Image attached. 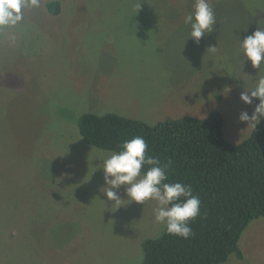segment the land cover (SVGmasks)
<instances>
[{
	"label": "rangeland",
	"instance_id": "374dc122",
	"mask_svg": "<svg viewBox=\"0 0 264 264\" xmlns=\"http://www.w3.org/2000/svg\"><path fill=\"white\" fill-rule=\"evenodd\" d=\"M49 1L0 28V264H141L143 242L165 232L156 203L112 208L97 158L113 151L86 143L80 118L220 111L227 141L247 139L239 117L259 100L240 96L258 70L240 39L264 28V0H211L216 25L199 43L184 22L193 0H59L57 15ZM240 248L221 264H264V216Z\"/></svg>",
	"mask_w": 264,
	"mask_h": 264
},
{
	"label": "trees",
	"instance_id": "16d2710c",
	"mask_svg": "<svg viewBox=\"0 0 264 264\" xmlns=\"http://www.w3.org/2000/svg\"><path fill=\"white\" fill-rule=\"evenodd\" d=\"M59 0L48 10L61 13ZM224 116H183L149 124L117 113H86L79 121L83 140L99 149L119 151L126 139L142 136L149 154L171 161L170 182L191 185L201 200L190 222L189 239L169 235L143 242L141 264H221L232 254L243 258L240 239L253 220L264 216V120L251 135L232 144L224 135Z\"/></svg>",
	"mask_w": 264,
	"mask_h": 264
},
{
	"label": "clouds",
	"instance_id": "9594fccd",
	"mask_svg": "<svg viewBox=\"0 0 264 264\" xmlns=\"http://www.w3.org/2000/svg\"><path fill=\"white\" fill-rule=\"evenodd\" d=\"M35 6H38V0H0V28L15 26L22 19V10ZM192 8L184 22L190 28L189 38L199 43L214 30L216 17L211 0H193ZM240 46L245 61H250L258 70L254 86L242 92L240 99L247 105H252L254 99L259 103L251 116L245 111L241 112L239 119L247 122L248 128H256L264 120V71H261L264 65V28L259 27L253 34L240 39ZM97 159L102 161L97 167L103 169L106 185L101 191L109 201H114L112 208L115 211L133 202L145 205V202L154 201V220L167 234L183 239L193 235L190 222L200 215V198L193 194L191 185L169 181L171 161L163 163L150 155L142 136L124 140L119 151ZM121 186H124L127 199L118 194Z\"/></svg>",
	"mask_w": 264,
	"mask_h": 264
}]
</instances>
